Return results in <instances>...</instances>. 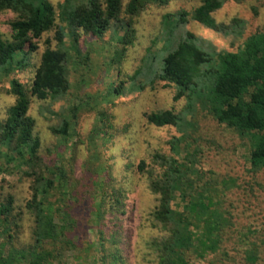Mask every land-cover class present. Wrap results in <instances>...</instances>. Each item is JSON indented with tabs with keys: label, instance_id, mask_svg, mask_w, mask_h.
Instances as JSON below:
<instances>
[{
	"label": "trees",
	"instance_id": "16d2710c",
	"mask_svg": "<svg viewBox=\"0 0 264 264\" xmlns=\"http://www.w3.org/2000/svg\"><path fill=\"white\" fill-rule=\"evenodd\" d=\"M225 1L200 0L188 12L177 11L164 50H144L131 77L142 79L143 84L137 86L140 89L164 83L171 88L172 101H182L178 111L145 115L147 124L171 127L179 135L167 141V154L154 151L148 163L139 161L136 166L154 196L147 222L156 235L146 246L155 264H188L190 254L203 259L215 250L225 226L218 200L213 201V186L205 173L196 170L195 150L188 152L186 148L185 143L193 141L194 123L189 118L194 109L206 111L216 122L245 135L250 170L264 169V28L246 36L233 52L216 51L209 42L181 31L190 20L224 36H241L240 20L234 18L224 24L212 17ZM167 2L63 0L54 8L49 0H0V12L13 15L5 23L8 38L0 35V81L8 78L7 93L12 97V104L0 119V174L18 172L28 191L24 204L17 205L11 187L0 180V264H52L58 250L76 248L85 239L89 216H93L99 235L104 228L107 241L115 237L120 228L123 186L110 187L95 202L87 183L79 190L69 185L61 156L41 154L40 140L27 111L32 100L53 103L64 99L69 90V50L73 56H80L77 44L81 35L99 38L112 32L115 47L107 66L117 69L135 39L138 15L147 5L163 6ZM51 31L52 37L42 43L30 82L12 77L13 72L29 69L37 43ZM68 128V123L59 119L48 129L63 140ZM96 176L90 174L91 185ZM4 187L10 191L5 192ZM23 214L29 216L31 225L22 243ZM61 214L67 215L65 220Z\"/></svg>",
	"mask_w": 264,
	"mask_h": 264
},
{
	"label": "rangeland",
	"instance_id": "374dc122",
	"mask_svg": "<svg viewBox=\"0 0 264 264\" xmlns=\"http://www.w3.org/2000/svg\"><path fill=\"white\" fill-rule=\"evenodd\" d=\"M49 1L56 8L63 0ZM199 1L168 0L163 6L147 5L136 19L135 39L117 69L107 66L115 47L112 32L99 38L81 35L77 44L80 56H73L69 50V90L64 99L53 103L31 101L27 114L40 140L41 154L46 156L52 152L61 156L69 185L79 190L87 183L88 194L95 202L110 187L122 185L125 192L120 228L116 229L115 237L107 241L104 228L99 235L93 216H89L85 221V239L76 248L58 250L52 264H155L146 246L156 235L147 222L154 196L147 190L145 177L137 172L136 166L139 161L148 163V156L154 151L167 154V141L179 135L171 127L147 124L145 115L159 110L178 111L182 101L173 102L171 88L164 83L140 89L137 86L143 84L142 79L131 77L144 50H164L165 39L173 26L172 16L179 10L190 11ZM212 17L215 22L224 24L234 18L240 20L241 36H224L190 20L181 31L209 42L216 51L233 52L246 36L264 28L261 0H226ZM12 18L11 13L0 12V35L4 38H8L5 23ZM52 35L53 31L41 37L29 69L13 72L12 77L23 83L30 82L34 66L39 63L42 43ZM84 54L87 60L83 59ZM7 81L8 78L0 81V119L12 104ZM59 119L69 125L63 140L52 136L48 129L57 125ZM189 119L194 123V130L193 141L185 143L187 151L195 150L196 170L205 173L211 182L215 191L213 201L218 200L225 226L215 250L203 259L190 254L188 264H264V169L250 170L249 141L245 135L216 122L199 108L193 110ZM94 173L97 176L91 185L90 174ZM1 179L11 187L16 204L22 206L28 191L18 172L0 174ZM4 191L10 190L4 187ZM60 217L65 220L67 215ZM30 225L29 216L23 214L22 243L27 240Z\"/></svg>",
	"mask_w": 264,
	"mask_h": 264
}]
</instances>
